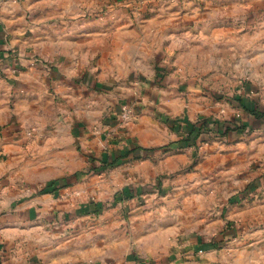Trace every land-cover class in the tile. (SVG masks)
<instances>
[{"label":"crops","instance_id":"crops-1","mask_svg":"<svg viewBox=\"0 0 264 264\" xmlns=\"http://www.w3.org/2000/svg\"><path fill=\"white\" fill-rule=\"evenodd\" d=\"M251 3L0 0V264H264V175L254 159L205 151L195 163L178 150L184 134L150 111L126 129L106 119L120 100L109 82L130 99L147 86L137 79L194 88L168 55L193 54L211 23ZM168 37L148 48V38ZM32 52L48 70L27 59ZM192 99L173 93L164 107L193 118ZM103 157L117 162L100 176Z\"/></svg>","mask_w":264,"mask_h":264},{"label":"rangeland","instance_id":"rangeland-1","mask_svg":"<svg viewBox=\"0 0 264 264\" xmlns=\"http://www.w3.org/2000/svg\"><path fill=\"white\" fill-rule=\"evenodd\" d=\"M256 2L257 5L251 3L240 7L237 11L233 10L226 21L211 23L208 30L210 34L205 37L203 43L198 44V41L193 40V54L179 55V57L172 53L168 55L169 64L177 62L187 67L185 73L187 77L195 79L194 88L180 86L176 82L164 86L150 85L148 80L137 79L134 82L147 86L135 85L134 87H139L140 94L137 92L138 96L135 94L130 99L131 95L127 96L126 90L109 82L105 88L109 90L117 88L116 96L120 99L106 117L107 121L111 122L108 123L109 126L126 129L129 125L138 122L141 113L150 111L157 120L167 125L168 118L176 121L174 127L168 126L174 133L184 134V137L178 141L180 143L196 123L207 119L209 125L202 130L199 146H179L178 150L192 151L195 163L205 157V151L213 154L212 157H219L221 154L231 158L242 157L247 164L254 159L257 162V169L260 170L259 173L264 175V116L256 117L251 112L259 110L264 114V0H256ZM97 14L93 15L99 19L101 15L97 17ZM106 27L108 26L103 24L101 28ZM113 39L115 43L117 41L122 43L124 40L120 34ZM148 40V48L152 50L158 48L159 44L169 45V37L148 38ZM124 51L125 49L118 45L115 52L122 55ZM20 56L24 55L20 54ZM27 59L32 63L43 65V68L48 70V63L40 54L32 52ZM25 65L29 64L25 62ZM25 65L23 64L19 69L21 70ZM117 72L120 71L114 73ZM1 74L5 76L4 73ZM173 93L185 98L189 95L194 97L189 103L193 105V110L195 109L193 118L190 116L173 118L166 112L164 105L168 102L165 98L172 96ZM172 103L174 101L170 102ZM203 107L209 110L208 115L197 111ZM106 123L98 122L93 126V130L99 131ZM224 123H230L238 128L224 135L221 129ZM106 161H108L107 157H103L100 162ZM104 167L105 165H100L95 173L102 176L108 168H112ZM249 198L250 196L245 199L249 201ZM262 200L260 199V203ZM212 244L216 245L217 242L213 241Z\"/></svg>","mask_w":264,"mask_h":264},{"label":"trees","instance_id":"trees-1","mask_svg":"<svg viewBox=\"0 0 264 264\" xmlns=\"http://www.w3.org/2000/svg\"><path fill=\"white\" fill-rule=\"evenodd\" d=\"M251 112L256 117L264 116V114L263 113H260L259 110H253ZM166 122L171 127H174V125L176 123L175 120L170 119V118L166 119ZM208 123H209V120H207V119L201 120L198 123H196L194 125L192 131L189 132V134L187 135V137L185 139H183V140L180 141V146H182V147L183 146H187V145L188 146H196V147L199 146V144L201 142V139L200 138H201V135H202V130H203V128L205 129L206 127H208V125H209ZM237 128L238 127H235V126H233L230 123H224V125H222V127H221V129L223 130V134L224 135L229 134L231 131H233V130H235ZM90 158L92 159V161L94 160V157H90ZM115 162H117V160L114 161V162H110V163L106 161L104 163V165H105V167H108V166H111L112 167V165L115 164ZM94 170L97 171L98 170V167H96ZM67 185H68L67 182H64V180H62V181H56L54 183H51L47 187L43 188L42 189V192H44V193L51 192V191L52 192H55L56 190H59V189L65 187Z\"/></svg>","mask_w":264,"mask_h":264}]
</instances>
